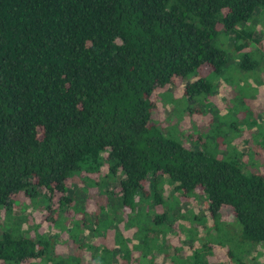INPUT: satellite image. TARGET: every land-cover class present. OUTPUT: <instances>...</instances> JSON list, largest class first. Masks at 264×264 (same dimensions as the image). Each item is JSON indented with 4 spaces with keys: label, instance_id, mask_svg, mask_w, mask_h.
I'll list each match as a JSON object with an SVG mask.
<instances>
[{
    "label": "trees",
    "instance_id": "16d2710c",
    "mask_svg": "<svg viewBox=\"0 0 264 264\" xmlns=\"http://www.w3.org/2000/svg\"><path fill=\"white\" fill-rule=\"evenodd\" d=\"M256 13L264 0H0V264H245L264 247V172L211 155L218 127L178 140L155 119L167 87L201 108L220 80L262 83ZM198 198L208 217L180 213ZM27 206L61 234L23 229ZM185 218L189 251L165 238Z\"/></svg>",
    "mask_w": 264,
    "mask_h": 264
},
{
    "label": "rangeland",
    "instance_id": "374dc122",
    "mask_svg": "<svg viewBox=\"0 0 264 264\" xmlns=\"http://www.w3.org/2000/svg\"><path fill=\"white\" fill-rule=\"evenodd\" d=\"M253 28L255 29L258 38H261V45L264 48V14H255V21L253 22ZM252 80L248 79V82H241L239 85L245 84L244 94H239V88L236 84L228 86L222 80L217 83V90L214 97L208 99L207 106L199 107L197 103L184 101L182 97V91L184 89L183 84H177L173 87L166 88L164 90V98L158 104V111L156 112L155 119L163 126V131L168 133L171 137L180 139L182 134L192 135L199 137L205 134L210 129L218 130L217 150L211 155L217 158H225L226 156H237L244 155L243 159L248 163L249 168L257 169L264 172V74L262 83L259 85L252 84ZM249 83L252 85L249 86ZM256 88V90L253 88ZM168 89V90H167ZM256 91V92H255ZM175 101V102H174ZM205 107V108H204ZM229 113V114H228ZM256 121L259 125H262L261 131L246 129L247 125L251 121ZM233 127L239 131H234ZM261 135L257 133H260ZM255 137H257L255 139ZM207 142V141H206ZM258 151V155L255 156V151ZM122 178L121 175L118 179ZM118 187L117 182L110 183V188ZM94 190H91L93 192ZM58 196H56L57 198ZM56 198L54 205L56 206ZM20 204H28V200L21 197L18 199ZM96 210L95 204L92 201H88L86 205L87 212H94ZM160 213V208L157 211ZM180 213L185 217L189 213L200 214L207 216V207L203 198L192 200L191 202L181 203ZM41 209H33L26 207L23 216H30L29 222H24L22 225L23 229L32 230L35 226L39 233L48 234L50 237H55L57 234H61L59 230L52 228L51 224H47L44 221V215ZM21 213L17 209H13V217L20 216ZM208 217V216H207ZM205 217V223L211 226V220ZM223 221H230L234 223V220L228 216L222 217ZM4 223V214L0 211V226ZM180 225L189 226L188 218L183 221H177L171 230H166L165 238L171 242L173 247L182 246L184 249L189 251V240L188 234L181 233L178 228ZM232 227V226H230ZM31 232H34L33 230ZM124 235L131 237V231H123ZM233 234V233H232ZM55 235V236H54ZM203 233H199V237L203 239ZM63 237V235L61 236ZM87 242H95L97 239L93 237L88 231L84 232L82 236ZM60 238H57L59 240ZM206 242L212 241L210 236L203 239ZM110 242V241H109ZM182 243V245H181ZM195 244V243H194ZM60 245V244H59ZM214 246V245H213ZM61 251V247H58ZM172 249V248H171ZM170 249V250H171ZM172 251V250H171ZM223 259V252L216 251L215 258H211V261ZM165 259L160 260V264H164ZM223 262H227L224 261ZM245 264H264V247L258 246L253 249L248 255L244 257ZM24 264H37V261L32 260L31 262ZM227 264H231L227 262Z\"/></svg>",
    "mask_w": 264,
    "mask_h": 264
}]
</instances>
